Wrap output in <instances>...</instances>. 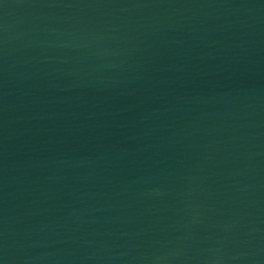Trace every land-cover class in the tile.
Wrapping results in <instances>:
<instances>
[{
  "label": "water",
  "instance_id": "1",
  "mask_svg": "<svg viewBox=\"0 0 264 264\" xmlns=\"http://www.w3.org/2000/svg\"><path fill=\"white\" fill-rule=\"evenodd\" d=\"M0 264H264V0H0Z\"/></svg>",
  "mask_w": 264,
  "mask_h": 264
}]
</instances>
